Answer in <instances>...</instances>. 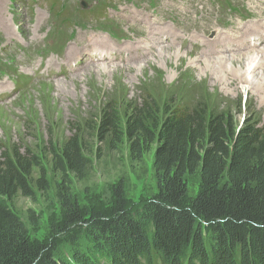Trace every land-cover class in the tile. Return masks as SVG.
<instances>
[{"label": "rangeland", "instance_id": "374dc122", "mask_svg": "<svg viewBox=\"0 0 264 264\" xmlns=\"http://www.w3.org/2000/svg\"><path fill=\"white\" fill-rule=\"evenodd\" d=\"M37 1L0 0V24L6 15L14 27L13 33H7L0 26V45L10 47L8 54L16 56L22 74L25 71L21 65H25L30 74V70L34 71L29 56L36 59L38 51L59 50L73 32L74 39L72 37L68 43L70 51H79L80 44L86 42L85 36L92 35H101L107 40L115 36L117 39H113L120 42L111 43L116 47L119 44L124 47L147 45V25L137 27L136 17L130 21V15L137 14L166 24L155 25L157 28H172L179 37L173 49L180 48L185 54L178 56L170 51L169 63H165L164 55L156 54L155 48L168 47L170 43L165 40L161 43V40L152 45L143 58L131 61L129 67H124L128 65L125 61H114L119 68L117 65L95 68L87 74H78V78L72 75L64 80L35 81L17 90L11 81L3 78L4 68L0 70V89L6 87L12 92L11 97L0 98V155L13 148L28 150L38 157L46 173L47 190L37 184L42 174L41 170L36 171L34 198L19 195L11 204L26 223L31 240L48 241L53 231L60 233L65 218L63 198L87 217L94 210L111 208L114 190L119 185L126 191L130 208H139L158 193L148 161L132 165L125 146L115 149L100 145L93 139L94 133L85 130L86 121L95 119L108 103L126 110L132 101L140 102L148 94L159 101L175 95L186 99L199 96L201 100L208 99L231 109L240 122L245 115L253 113L264 123V79H261L264 51L260 56L251 57L247 53L253 49H237L250 32L264 34V1L260 5L256 0H221L215 8L210 0L202 3L198 0H60L68 5L70 14L64 17L69 23L62 32L47 40V33L56 26V14L50 10L48 2L40 7ZM82 2L89 5L88 10H83ZM40 11L47 21L45 29L35 33ZM234 27H240V33L235 41L228 42L235 36L230 33ZM224 42H228L227 52L219 49L220 53L210 55L212 45L222 46ZM258 48L254 50H264V44ZM86 54L88 51L78 58L85 66ZM3 57L6 54L0 53V63ZM172 65L181 68L173 71L169 68ZM3 93L5 91L1 90L0 94ZM8 101L12 102L11 106L6 105ZM77 127H81L85 156L92 165L84 170L85 177L73 173L64 176L55 164L53 151H60ZM199 191L198 179L190 178L189 198L194 199ZM70 247L63 239L60 251L66 258L70 257Z\"/></svg>", "mask_w": 264, "mask_h": 264}, {"label": "trees", "instance_id": "16d2710c", "mask_svg": "<svg viewBox=\"0 0 264 264\" xmlns=\"http://www.w3.org/2000/svg\"><path fill=\"white\" fill-rule=\"evenodd\" d=\"M179 95L151 94L123 110L108 103L85 123L100 145L125 146L132 165L149 162L158 193L130 208L122 185L107 210L85 217L63 198L60 233L31 240L12 208L19 196L47 190L38 157L13 148L0 155V264H264V123L253 113ZM81 127L53 158L64 175L85 177ZM196 177L198 195L188 196ZM81 230V231H79ZM63 236V237H62ZM68 241L70 257L61 254Z\"/></svg>", "mask_w": 264, "mask_h": 264}, {"label": "bare ground", "instance_id": "6f19581e", "mask_svg": "<svg viewBox=\"0 0 264 264\" xmlns=\"http://www.w3.org/2000/svg\"><path fill=\"white\" fill-rule=\"evenodd\" d=\"M256 3L262 5L263 1L262 0H256ZM124 13H126V11H124ZM133 17L138 18L137 23H139L140 25H147V28H145V29L148 31L149 36L147 38V42L148 43L145 46H141L140 44H136V45L132 44L131 46L126 47L125 50L128 52L129 57L132 58L131 61L137 60L139 58H143V55L146 53V51L147 50H151L152 45H154L155 43H157V42H159L161 40H162L161 43H163V40L173 43V41L177 39V36L172 33V28H170L169 26H166L165 28H157L155 26V25L164 26L166 24H162L161 22H153L151 20V18H146L145 16H143L141 14L130 15V21L134 20ZM46 21H47V18L43 17V11H40L39 12V16H38V23H37L38 30L36 31V33H39V30L44 28V25H45ZM11 26L13 27L11 21H9L7 16L4 15L2 17V19H1V27L3 29H5V31L7 33H13L14 32L13 31L14 27L11 29ZM262 26H263V31H264V25H262ZM257 29H259V28H257ZM23 31H25V30H23ZM247 40L248 39H245V40L241 41L240 45L237 46V49H239V48H241V49H249V48L250 49H256V46H259L261 44L260 42L262 41V38L255 37L253 39L254 40V44H252V45H246ZM173 46H174L173 44H170V46H168V47H166V46H158V47L155 48L156 54L158 52V54L164 55L163 56V61L165 63H169V62H167V54H169L170 51L172 53L178 55V56H181V54H185V53H183V51L180 48L179 49H176V48L173 49ZM88 49H91L95 53L94 55H92V56L87 58V61H88L87 67L88 68H84L79 73H75L73 75V77L78 78L79 75L81 76L84 73L87 74V73L91 72L95 68H97V69H106L109 66L112 67V65H114V66L117 65L116 67H118V68L120 67L119 64H114V61H111L112 58H115V55H113L114 46L105 37H103L101 35H92V36H90V38L88 39V44H86L83 47H81V51L80 52H82V51L87 52ZM222 49H223V51H227L228 50V45H227L226 42H224V45L222 46ZM216 50H217V48L210 55H214L216 53ZM256 51L257 50H253V52L247 53V55H249L251 57L260 56L261 54H263L264 50H261V51H258V52H256ZM80 52L79 51H75V50H71L69 52V56L71 58H74L75 56H77V58H78L79 57L78 54ZM148 52H150V51H148ZM242 54H244V53H241L240 55H242ZM177 58H179V57H177ZM150 59L151 58H149L148 60H150ZM219 59H221V58H219ZM145 61H147V59L142 61V62H145ZM129 63H128V65H125L124 67H129ZM137 64H139V63H137ZM104 65H108V66H104ZM169 68H171L173 71H178L181 68V66L180 65H175V66L172 65ZM255 74H257V73H255ZM174 78H175V76L172 77V79H174ZM261 79L263 80L264 77L261 76ZM1 90H4L5 93H3V94H6V95H3V94L1 95L0 94V98L5 99L9 95V93H8L9 89L4 87V89H0V91ZM6 105L11 106L12 102L8 101V103ZM6 105H3V106H6Z\"/></svg>", "mask_w": 264, "mask_h": 264}]
</instances>
